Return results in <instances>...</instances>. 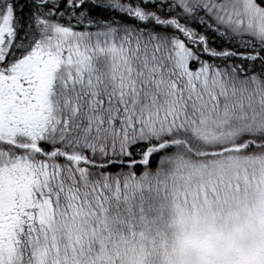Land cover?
<instances>
[{
  "label": "snow or ice",
  "instance_id": "snow-or-ice-1",
  "mask_svg": "<svg viewBox=\"0 0 264 264\" xmlns=\"http://www.w3.org/2000/svg\"><path fill=\"white\" fill-rule=\"evenodd\" d=\"M0 264H264V0H0Z\"/></svg>",
  "mask_w": 264,
  "mask_h": 264
}]
</instances>
